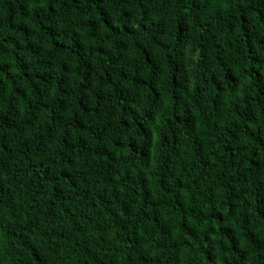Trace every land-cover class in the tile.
I'll return each instance as SVG.
<instances>
[{"label":"trees","instance_id":"trees-1","mask_svg":"<svg viewBox=\"0 0 264 264\" xmlns=\"http://www.w3.org/2000/svg\"><path fill=\"white\" fill-rule=\"evenodd\" d=\"M0 264H264V0H0Z\"/></svg>","mask_w":264,"mask_h":264}]
</instances>
